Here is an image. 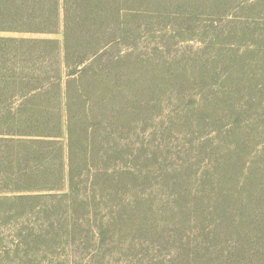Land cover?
<instances>
[{"label":"trees","instance_id":"obj_1","mask_svg":"<svg viewBox=\"0 0 264 264\" xmlns=\"http://www.w3.org/2000/svg\"><path fill=\"white\" fill-rule=\"evenodd\" d=\"M35 213L66 264H264V0H0V216Z\"/></svg>","mask_w":264,"mask_h":264},{"label":"rangeland","instance_id":"obj_2","mask_svg":"<svg viewBox=\"0 0 264 264\" xmlns=\"http://www.w3.org/2000/svg\"><path fill=\"white\" fill-rule=\"evenodd\" d=\"M55 38L61 40V35ZM36 214L12 221H5L4 216H0V264H66L70 250L65 249L60 240L52 239L56 230L50 232L51 239L31 236L41 226H62V219L51 222L44 215ZM69 264L85 263L79 256L72 258Z\"/></svg>","mask_w":264,"mask_h":264}]
</instances>
